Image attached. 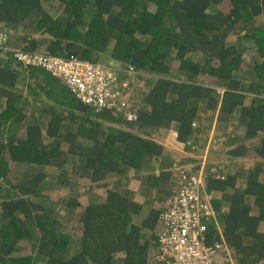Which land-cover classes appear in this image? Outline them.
<instances>
[{
  "label": "trees",
  "instance_id": "trees-1",
  "mask_svg": "<svg viewBox=\"0 0 264 264\" xmlns=\"http://www.w3.org/2000/svg\"><path fill=\"white\" fill-rule=\"evenodd\" d=\"M247 1L0 0V264H153L175 185L159 138L174 129L192 150L208 114L231 131L228 158L256 160L208 174L212 239L264 264V0ZM18 49L137 70L138 120L85 104Z\"/></svg>",
  "mask_w": 264,
  "mask_h": 264
},
{
  "label": "built area",
  "instance_id": "built-area-1",
  "mask_svg": "<svg viewBox=\"0 0 264 264\" xmlns=\"http://www.w3.org/2000/svg\"><path fill=\"white\" fill-rule=\"evenodd\" d=\"M8 33L0 30V49L8 40ZM16 52L26 63L44 66L87 104L97 109H113L129 120L137 118L130 92H125L129 81H120V69L49 52L34 55L21 49ZM127 72L137 74L133 68ZM173 171L174 190L159 216L162 228L158 232L155 264H238L234 249L226 240L212 239L211 225L216 223L220 230L214 202L218 196L207 187L204 166L195 170L190 165L175 163ZM211 172L218 178L225 177L220 169H211Z\"/></svg>",
  "mask_w": 264,
  "mask_h": 264
},
{
  "label": "rangeland",
  "instance_id": "rangeland-1",
  "mask_svg": "<svg viewBox=\"0 0 264 264\" xmlns=\"http://www.w3.org/2000/svg\"><path fill=\"white\" fill-rule=\"evenodd\" d=\"M247 1V0H246ZM248 2V1H247ZM251 5V3H250ZM243 34V33H242ZM248 43V42H247ZM248 45L251 46V49H254L251 44L248 43ZM254 51H248L245 53L244 57L248 64H251L254 60L253 57ZM106 63L117 65L118 63L110 58L109 54L103 55L100 59ZM248 64L246 63L245 67H248ZM249 78V77H248ZM142 83V82H141ZM138 85V84H137ZM136 85V86H137ZM145 90V87L142 83V91ZM28 109V107H27ZM207 123L204 127V130L202 131L201 135H204L203 139H199L193 141V144L190 145L191 149H187L184 147V144L176 140L174 134L172 132H166V135L163 138H159L160 141L163 142L164 138L167 141L166 143L171 144V142H174L176 147L170 146L168 148V155L172 158V163L174 161H182L183 159H188L192 155H198V158H193V161L185 162L189 165H192L194 167H198L200 169L202 166H205L207 168V163L210 161L211 165H214V168L220 169L223 173L227 174L230 169L237 168L241 164H246L248 166H251L253 164V161L250 158L247 157H233L228 158L226 156V150L227 146L226 143L228 141V133H231L230 130L225 131L222 126H220L216 120V116L212 114H208L205 116ZM241 134L244 133L243 129H239ZM239 133V131H238ZM149 137H152L154 139L158 138L157 133L154 134H147ZM161 136V135H160ZM173 140V141H172ZM200 140V141H199ZM243 142H245L243 140ZM200 143H203V146L200 145ZM248 143V142H247ZM202 160V161H201ZM184 163V161L182 162ZM198 164V165H197ZM197 169V170H198ZM54 170V169H52ZM211 172V168L209 170L204 169V174L207 176ZM138 180V179H135ZM62 193L59 196H67L68 194H76V190L74 188H71L70 186H66L62 188L61 190L56 191V193ZM54 196V191H53ZM140 198V197H139ZM159 202V201H158ZM164 206V204H162ZM162 206V207H163ZM54 207L56 209H63V205L59 202L55 203ZM82 211V210H80Z\"/></svg>",
  "mask_w": 264,
  "mask_h": 264
},
{
  "label": "clouds",
  "instance_id": "clouds-1",
  "mask_svg": "<svg viewBox=\"0 0 264 264\" xmlns=\"http://www.w3.org/2000/svg\"><path fill=\"white\" fill-rule=\"evenodd\" d=\"M9 49H10V47H9ZM12 49V48H11ZM105 64L106 65H108V66H110V67H112L113 69H120L121 70V72H120V75H119V78H120V81L123 79V81L122 82H124V81H129V85H128V87L125 89V92H130V95H129V97L131 98V101H132V104H133V109H134V111L136 112V115H137V118L136 119H134V120H129V119H127V117H126V115L125 114H123V113H118V112H116L115 110H113V109H108V108H102V109H99V111H108V112H110L111 114H113V115H116L117 117H122V118H124L125 120H123V121H129V122H135V121H137L138 120V110H137V104H138V99L140 98V96L145 92V90L144 91H142V83L140 82L141 80H137L136 79V77L137 76H139V75H141L137 70V74H133V73H128L124 68H123V66L122 65H119V64H117V65H114V64H109V63H106L105 62ZM135 70V69H134ZM128 74H129V78H127L128 77ZM144 75V74H143ZM64 83V82H63ZM138 84V85H137ZM64 85H66L65 83H64ZM137 85V86H136ZM70 87V86H69ZM71 88V87H70ZM145 89H146V87H145ZM71 90H72V88H71ZM72 92H73V94L75 95V97H77L76 96V94L74 93V91L72 90ZM78 99H80L82 102H84L83 100H82V98H80V97H77ZM85 104H87L86 102H84ZM92 106V105H91ZM92 107H94V106H92ZM94 108H96V107H94ZM97 109V108H96ZM194 126H197V123H194L193 124ZM168 130H170V131H172L173 130V134H174V136H175V138H176V140H177V136H176V131L174 130V129H168ZM143 134V133H142ZM157 140V139H156ZM196 140V139H195ZM195 140H191V141H195ZM184 144V147H186V145H185V143H183ZM190 146V145H189ZM175 163H177V164H180L178 161H174L173 163L171 162V166H170V168L173 170L174 169V164ZM183 165V164H182ZM199 170V169H198ZM158 172H159V170H158ZM226 175V174H225ZM61 190V189H60ZM55 192V191H54ZM60 194H62V193H60ZM59 194V195H60ZM217 196H218V194H217ZM60 197V196H59ZM59 197L56 199V201H55V203H57L58 202V199H59ZM62 197V196H61ZM64 197H66V196H64ZM219 197V196H218ZM55 203H54V205H55ZM165 208V207H164ZM164 208H162L161 210H160V213H161V211L164 209ZM57 210H60V209H57ZM160 213H159V216H160ZM73 228V227H72ZM74 228H76L75 226H74ZM156 244H158V233H157V240H156V243H155V246L150 250V252H149V257H150V259H151V261H152V263L153 264H155V258H156V255H157V249H158V246L156 245Z\"/></svg>",
  "mask_w": 264,
  "mask_h": 264
},
{
  "label": "crops",
  "instance_id": "crops-1",
  "mask_svg": "<svg viewBox=\"0 0 264 264\" xmlns=\"http://www.w3.org/2000/svg\"><path fill=\"white\" fill-rule=\"evenodd\" d=\"M3 56H5V55H0V57H3ZM216 121V120H215ZM166 132H173V130L172 131H170V130H165ZM166 132H164L163 134H164V136L166 135ZM162 134V135H163ZM173 141V140H172ZM167 141L165 140V138H164V140H163V144H165L166 145V147H167V150H168V148L170 147V146H172V147H176V145H175V143L174 142H171V144L172 145H170V144H168V143H166ZM192 157H195V158H198V155L196 154V155H192ZM191 161H193V160H191ZM202 161V160H201ZM190 166H192V165H190ZM192 167H194V166H192ZM213 169L214 168V165H211V162L209 161L208 163H207V168L204 166V169L207 171V170H209V169ZM194 169L195 170H197L195 167H194ZM206 177H208V175L206 176ZM207 179V178H206ZM206 184H207V182H206ZM218 194V193H217ZM218 196H219V198H220V195L218 194Z\"/></svg>",
  "mask_w": 264,
  "mask_h": 264
},
{
  "label": "bare ground",
  "instance_id": "bare-ground-1",
  "mask_svg": "<svg viewBox=\"0 0 264 264\" xmlns=\"http://www.w3.org/2000/svg\"><path fill=\"white\" fill-rule=\"evenodd\" d=\"M90 62V61H89ZM94 63V62H93ZM99 64H105V63H99ZM87 105H89V104H87ZM91 106V105H90ZM96 109V108H95ZM97 110H99V109H97Z\"/></svg>",
  "mask_w": 264,
  "mask_h": 264
}]
</instances>
